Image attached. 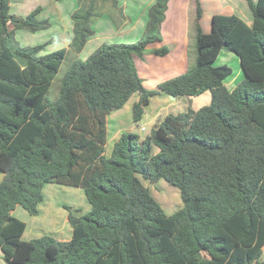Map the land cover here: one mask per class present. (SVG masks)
<instances>
[{
  "label": "trees",
  "instance_id": "1",
  "mask_svg": "<svg viewBox=\"0 0 264 264\" xmlns=\"http://www.w3.org/2000/svg\"><path fill=\"white\" fill-rule=\"evenodd\" d=\"M98 1L80 0L71 14L75 53L93 35ZM168 1L155 0L137 42L101 44L86 60L71 61L58 99L50 101L67 50L40 55L43 45L20 46L15 30L38 32L48 23L37 19L40 8L16 17L9 0H0V250L6 264H264V0H245L250 25L214 15L209 34L201 32L195 0L194 65L149 90L135 60L162 40ZM222 50L238 57L244 75L231 91L223 85L231 69L212 65ZM167 53L165 46L152 50ZM204 92L211 95L208 106L167 114L144 139L122 133L105 157L106 116L131 96L138 97L132 106L137 126L152 97ZM140 177L177 188L182 207L165 214ZM47 184L82 189L90 211L68 209L70 240L24 241L26 224L13 211L19 206L36 216Z\"/></svg>",
  "mask_w": 264,
  "mask_h": 264
},
{
  "label": "crops",
  "instance_id": "2",
  "mask_svg": "<svg viewBox=\"0 0 264 264\" xmlns=\"http://www.w3.org/2000/svg\"><path fill=\"white\" fill-rule=\"evenodd\" d=\"M45 1L55 5L57 2H62L63 0H60V1L45 0ZM79 1L80 0H78V3ZM115 1H116L115 7L112 5L110 0H99L98 1L97 8L100 13V16L96 19V21L91 26L93 30V35L90 38H88V40L86 41L81 51L76 53L77 55H81L88 46H90L88 50V54L99 47L102 41V40L100 41V38L101 37L105 38V35L103 33L106 31L110 33V30L112 28L110 17L112 16H114V22H117L119 26L122 27V29H126V33H124L123 36L124 38L128 39V41L124 40L123 43L124 42L125 43L135 42L138 39H140L141 35L144 32L145 26H146V22L148 18V10L154 4L155 0H134L135 2L132 3L131 5L128 2L130 0H118V1L115 0ZM252 1L256 2L257 0H252ZM109 2L111 3V5ZM12 3L17 4L9 0L10 8L12 7ZM199 4H200V9H201L199 26H200L201 32L204 34H209L211 32V19L214 15H226V16L235 15L247 25H250L253 21L252 13L245 0H199ZM110 6H112V8H110ZM37 8H40V10L38 14L36 15V17L38 20H41L39 18L43 12L44 7L38 6ZM134 8L136 9V14H132V10ZM29 12L22 18L26 17L29 14ZM116 12H119V14ZM69 14L71 15L72 13H69ZM195 18H196L195 0H169L168 1L166 12H165V17L160 26V34H161L162 40L160 42H156V43L149 45L147 47L148 52L143 57L136 58L135 60L137 72H138L139 77L142 79L143 84L146 79L143 78L141 74L147 77V79L149 78L151 81L156 82L155 86H151L149 89H155L158 84L162 83L165 80L174 78L176 76H179L185 73L191 66L194 65V62H195L194 41H195V36H196ZM71 26H72L71 31H73L72 21H71ZM137 26H140V30L137 28ZM8 28L11 29L12 26L8 25ZM15 31H18V30H15ZM38 32H41V31H38ZM72 36L70 37V41H69L70 43L72 40ZM163 46L168 48V53L165 56H156L152 54V50L159 49ZM226 56H228L229 60L231 59L235 62V59H233L231 55H226ZM216 60L217 58L212 64L214 67H218L214 65ZM138 62H139V65H138ZM239 77L240 75L239 73H237V75L235 76V79L227 81V78H225L223 80V85L226 87L228 91H231L237 85L235 84V82L239 80ZM144 87H145V84H144ZM157 98H158L157 100L158 103L156 104L155 107L150 109L148 112L153 122L154 120L155 122L158 121V119L156 118L158 116V113L161 112L162 110L166 111V114H165L166 116L167 114L175 115L181 112H185L189 108L187 104L184 105L181 102H183L182 100H186L184 102H188L187 98H190V97L172 99L168 95L160 94L150 99V103L145 108V110H148L150 108L152 101H154ZM137 99L138 97H136V99L134 100V103L137 101ZM190 100H191L190 102H192V100H195V102L200 100L199 104L204 106V105H207L211 101V95L209 92H204L201 95L192 97ZM176 104L177 106L175 107ZM117 137H119V132L115 139H117ZM140 139H143V138H140ZM1 180H2V175L0 177V181ZM47 185H50V184H47ZM47 185L44 186L42 190V194H44L45 187ZM63 188H65V190L70 191L71 193L79 192L82 194L83 192V191L82 192L79 191L78 189H72V187H68V186H63ZM43 200L42 202L38 204V210H40V206L42 205L41 203H43ZM72 206H73V209L77 207V205H74V204ZM87 209H90L89 204L87 205ZM17 210H22L23 212L17 211ZM16 212H18L19 214L17 215V217L15 216ZM25 213L26 212L21 207L18 206L13 211V216L24 221L26 219ZM64 213L65 212L62 211V213L59 216L51 217L54 223H57L60 218V228H58L59 232L57 231L50 232V230L49 231L43 230L41 232H38L37 230L33 229L31 225L29 226L24 221L26 224V229L22 235V240L28 241L33 238H39L41 236L47 235L46 233H49V236H52L61 241L70 240L72 236V230L68 229L67 227L68 220H67V216ZM56 217H59V218H56ZM28 227L31 229L30 231H28L27 229ZM261 261L264 263V245L262 247ZM0 264H6L4 263L3 254L1 250H0Z\"/></svg>",
  "mask_w": 264,
  "mask_h": 264
},
{
  "label": "rangeland",
  "instance_id": "3",
  "mask_svg": "<svg viewBox=\"0 0 264 264\" xmlns=\"http://www.w3.org/2000/svg\"><path fill=\"white\" fill-rule=\"evenodd\" d=\"M11 1L17 4L12 3V7L9 10L10 15L16 17H23L29 11L32 12L38 6H41L44 8L39 19L44 20L48 23V27L41 32H28L25 30L15 31L14 37L20 46L33 47L37 45H43L44 47L43 50L40 51V55L49 54L60 49L67 50L66 55L62 61V64L57 74L55 75L54 79L52 80V83L47 93L48 100L56 101L58 99L59 91L62 84V76L66 71L70 62L73 61L74 59H80L84 61L96 50L95 49L94 51L88 54V50L90 47L88 46L81 55H77L75 52H73L72 49H70L69 41H70V37L72 36V31H71L72 20L70 18L71 15L69 13H73L79 8L78 0H76V2L75 0H63L62 2H57L55 5L48 3L45 0H11ZM128 2L131 5L135 1L130 0ZM110 8H112V6H110ZM116 13L119 14V12ZM132 14H136L135 8L132 10ZM110 20H111L112 28L110 30V33L108 31L103 33L105 35V38L103 37L100 38V41L102 40L101 44H113V43L133 44L139 40L138 39L135 42L123 43L124 40L128 41V39L124 38L123 36L124 33H126V29H122V27H120L117 22H114V16L110 17ZM137 28L140 30V26H137ZM142 35L140 38H142ZM226 55H231V57L235 59V62L231 59L229 60L228 56ZM223 64L228 66L232 71L231 75L227 77V81L235 79L237 73H239L240 77L239 80L235 82V84H238L240 81L244 79L243 73L241 72L240 69L238 57L235 54L227 50H222L219 56L217 57V60L214 63V65L220 66ZM141 76L146 79L144 81V84L145 87H147V89H149L151 86H155L156 82L151 81L149 78L147 79V77H145L143 74H141ZM136 97H137L136 95L131 96L130 99L126 102V104L122 108L113 111L106 116V144L104 147V155L107 158L111 156L113 145L115 141L119 138L117 137V139H115L118 132H119V136L122 133H132L137 135L139 138L144 139L146 136L150 135L151 130L157 124L155 120L154 122L151 120V116H149L148 112L150 109L156 106V104L158 103L157 102L158 98L152 101L150 108L148 110H144V114L142 116L141 122L137 126L133 124L132 106L134 104V100L136 99ZM191 98L192 97L187 98L188 102H184L186 100H182L183 102L181 103L184 105L187 104L189 108H191L193 111H197L198 109L204 106H208L210 104L209 102L207 105L203 106L199 104L200 100H198L197 102H195V100H192V102H190ZM176 106L177 104L175 105V107ZM165 114L166 111L162 110L161 112L158 113L156 119L161 121L164 118ZM141 128H143L144 130L141 131L140 130ZM1 175L2 174L0 173V177ZM141 180L142 183L149 188L151 195L157 201V203H159L165 214L171 215L182 207L183 205L182 199L180 197V193L177 188L171 186L163 179H160L155 183H151L143 179ZM72 189H78L79 191L82 192L80 188L72 187ZM43 198H44L43 203H41L42 205L40 204L41 205L40 210H38V214L36 216H30L27 213H25L26 219L24 221L29 226L31 225L33 229L37 230L38 232H41L43 230L44 231L50 230V232L51 231L59 232L58 228H60V218L56 217L59 218V221L57 223H54L51 217L59 216L62 213V211L65 212L64 214L66 216H68L69 213L68 209L74 215L85 214L90 211V209H87L88 203L86 201L85 196L83 195V192L82 194L79 192L71 193L70 191L65 190V188H63V186L60 185H55V184L47 185L45 187ZM70 204L77 205V207L73 209V206ZM17 211H22V210H17ZM17 215H19L18 212H16L15 216L17 217ZM67 227L68 229L71 230V226L68 222H67ZM27 229L28 231L31 230L29 227ZM46 234L49 235V233Z\"/></svg>",
  "mask_w": 264,
  "mask_h": 264
},
{
  "label": "built area",
  "instance_id": "4",
  "mask_svg": "<svg viewBox=\"0 0 264 264\" xmlns=\"http://www.w3.org/2000/svg\"><path fill=\"white\" fill-rule=\"evenodd\" d=\"M140 130H141V131H143L144 129H143V128H141Z\"/></svg>",
  "mask_w": 264,
  "mask_h": 264
},
{
  "label": "water",
  "instance_id": "5",
  "mask_svg": "<svg viewBox=\"0 0 264 264\" xmlns=\"http://www.w3.org/2000/svg\"><path fill=\"white\" fill-rule=\"evenodd\" d=\"M173 99V97H171Z\"/></svg>",
  "mask_w": 264,
  "mask_h": 264
}]
</instances>
